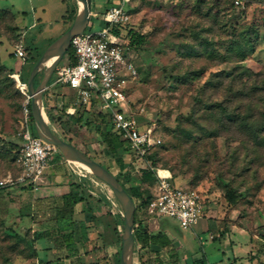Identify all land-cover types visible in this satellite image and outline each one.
Listing matches in <instances>:
<instances>
[{
	"label": "rangeland",
	"instance_id": "obj_1",
	"mask_svg": "<svg viewBox=\"0 0 264 264\" xmlns=\"http://www.w3.org/2000/svg\"><path fill=\"white\" fill-rule=\"evenodd\" d=\"M110 2L97 10H103ZM126 6L129 25L146 36L139 48L126 50L130 70H120L129 113L138 124L152 125L162 139L153 151L155 164L150 168L169 170L175 187H192L205 198L204 216L189 228L180 227L168 216L155 217L145 209L137 211L134 228L142 225L147 231L162 233L169 242L161 247L163 251L171 250L173 237L189 248L202 242L203 249L214 250L217 264H226L227 257L245 249L251 258L264 264V0H129ZM0 8L4 10L0 17L2 180L19 173L16 158L21 145L24 97L12 77L13 70L26 79L31 60L67 29L78 6L76 0H0ZM99 27L95 24L93 30ZM236 41L245 46L244 56L235 50ZM20 42L26 53L30 51L25 60L14 53ZM68 60L66 51L59 64ZM41 77L40 70L34 83ZM54 80L52 73L49 81L58 89L61 85ZM49 98L48 91H43L47 122L59 137L82 147L93 159L112 169L121 181L128 177L136 181L141 162L131 155L135 163H129L118 174L111 152L95 130L97 118L83 115L80 122L72 120L61 107H50ZM65 100L78 101L77 89L69 87ZM229 112L248 113L256 126H262L258 137L228 119ZM106 119L110 124L107 116ZM88 120L90 124L86 123L83 129L81 123ZM59 153L56 148L50 162L62 161L64 157ZM50 165L46 172H50ZM71 165L89 177L79 179V185L91 190L87 191L89 195L107 201L106 215L114 246L108 247L109 254L101 258L117 264L122 208L107 184L82 167ZM38 194V188L20 184L1 187L0 264L10 257L9 249L16 239L9 234L15 226L25 237L33 231L32 223L36 220H40L41 230H48L41 218L48 214L45 210L57 209L58 203L54 200L45 206ZM113 223L117 234L112 230ZM102 234L106 236L105 232ZM26 247V242L13 246L21 254L11 262L31 264V260L22 257ZM149 250L152 249L139 253L134 245L133 264L156 263Z\"/></svg>",
	"mask_w": 264,
	"mask_h": 264
},
{
	"label": "built area",
	"instance_id": "obj_2",
	"mask_svg": "<svg viewBox=\"0 0 264 264\" xmlns=\"http://www.w3.org/2000/svg\"><path fill=\"white\" fill-rule=\"evenodd\" d=\"M129 0H117L103 10H91L89 29L71 38L74 62L57 64L54 68V83L64 84L78 91V102L82 105L97 103L99 112L110 120L113 130L126 140L130 152L138 157L152 146L160 143V138L152 125L138 124L129 113L128 97L124 88V79L120 70L131 65L126 63L125 45L114 31V27L129 22L127 11ZM99 25V29L93 26ZM16 57L25 60L27 53L20 42L14 48ZM19 92L23 95L22 118L20 120L21 145L16 158L19 173L8 175L0 180V187L20 184L37 189L43 180L45 168L48 165L56 147L46 143L35 132L30 112V95L26 81H23L18 71L12 73ZM69 113L74 108L67 109ZM158 179V194L149 202L147 211L155 216H168L175 219L182 228H189L205 213V201L202 194L190 187H175L171 182L169 170L153 169Z\"/></svg>",
	"mask_w": 264,
	"mask_h": 264
},
{
	"label": "crops",
	"instance_id": "obj_3",
	"mask_svg": "<svg viewBox=\"0 0 264 264\" xmlns=\"http://www.w3.org/2000/svg\"><path fill=\"white\" fill-rule=\"evenodd\" d=\"M92 2L94 3L93 9L97 10L106 5L107 2H110L109 5H111L116 3L117 0H92ZM60 85L58 89H55V84L49 82L44 90H47L50 96V107H61L67 115L81 113L82 117L86 115L93 118V120L95 117L100 121V117H98L99 109L95 101L86 105H82L78 101L68 102L65 100V95L69 86ZM52 92L62 93V96ZM70 107L74 108L73 113L67 111ZM85 124L86 122L81 123L83 129H86ZM98 124L99 122L96 125ZM78 144L83 146L82 142ZM81 150L84 149L81 147ZM131 155L130 151H124L121 156L125 163L131 164L133 161ZM50 161L51 159L48 163H51L50 166L52 167L50 172L44 171L43 180L38 186V197H42L43 205L45 206L47 204L50 206L54 200H57L58 208L45 210L46 212L48 211V214L41 218L43 225L48 224L46 226L48 230L43 231L41 227H38L40 220L32 223V230L38 233L35 241V249L38 255L30 263L93 264L101 256L109 254L108 247L111 249L114 246L108 225L109 215H106L109 210L107 201H102L95 196L89 195L87 191L90 193L92 191L88 190L83 184L79 185L78 182L79 179L87 178L88 180L89 177L81 174L64 158H62V161ZM114 166L118 169L116 164ZM110 170L112 171V169ZM112 172L114 173V171ZM102 232H105L106 236ZM208 237L212 239L210 233ZM171 241V250L163 251L159 247L149 250L150 257L156 260V263L153 262L154 264H217V255L212 252L214 250L209 249L207 251L203 249L202 242L198 246L194 245L189 248L173 237ZM148 249L139 248V253H145ZM247 251L248 249H245L241 253L227 257L226 264H254V262L259 264V260L251 258ZM221 253L224 257L225 252L222 251ZM169 255L172 256L171 259L167 258ZM221 259L219 258V260ZM22 263L18 262V264ZM7 264L17 263L9 262Z\"/></svg>",
	"mask_w": 264,
	"mask_h": 264
},
{
	"label": "trees",
	"instance_id": "obj_4",
	"mask_svg": "<svg viewBox=\"0 0 264 264\" xmlns=\"http://www.w3.org/2000/svg\"><path fill=\"white\" fill-rule=\"evenodd\" d=\"M92 2V0H91ZM93 4V2H92ZM127 7V6H126ZM93 9V7H92ZM128 13L130 14L128 8ZM74 11V15H75ZM4 14V10L0 8V17ZM90 24H87L85 29L90 28ZM114 31L120 35L123 43L127 45L129 48H139L144 42H145V34L141 32H137L132 28V26L129 25V22H127L124 25L114 27ZM245 46H242L241 43L236 41L235 50L237 53H239L241 56L245 55ZM68 55H69V63H73L74 56H73V50L71 46L68 48ZM33 58L31 60V64L29 65V69L26 75V79L22 78L23 81L27 80V76L29 74V71L35 61L38 59L39 55ZM30 55V51H27V58ZM1 65V64H0ZM15 71V70H13ZM50 80V79H49ZM50 81H48L49 83ZM218 107H221V103L217 102L216 104ZM223 108V107H222ZM225 109V108H223ZM48 115H51V112H47ZM72 118V120H76L77 122H80L82 119V114H71L68 115ZM98 117H100L99 124L95 126V130L99 133L101 140L106 144V147L109 149V151L112 154V157L114 158V161L116 165L119 168L118 174H122V171L128 167V163H125L122 159V152L124 151H130V146L128 142L124 139H122L119 135V133L112 129L111 125L109 124L108 120L106 119V116L98 113ZM250 115L248 113L240 114V113H227V118L235 122L239 128H241L244 131L249 132L254 138L258 137V131L262 129V126L258 127L253 122L252 119L249 118ZM86 123L90 124V121H86ZM55 133V132H54ZM56 134V133H55ZM57 135V134H56ZM160 138V135L157 134ZM162 139L160 138L161 144ZM70 142V141H68ZM159 144L150 147L146 150V152L138 157L135 158V160H139L141 162L140 167L141 169L137 172L136 181L132 182L130 181L132 177H128L124 182L121 181L120 177L115 173V176L117 179L121 182L123 187L126 189V191L130 194L132 199L135 203V213H134V225L137 222L136 220V214L139 209H145L147 210L149 202L158 194L157 186H158V179L155 174V172L150 168L151 165L155 164V153L153 152L154 149L159 146ZM80 149V148H79ZM83 151V150H82ZM85 152V151H83ZM86 153V152H85ZM89 155L88 153H86ZM59 156L62 157L61 153H59ZM91 158H93L91 155H89ZM99 162V161H98ZM131 163H135V161H132ZM102 164V163H101ZM104 165V164H103ZM106 166V165H104ZM108 169L109 167L106 166ZM18 167V172H19ZM110 170V169H109ZM132 176V175H131ZM9 187V186H6ZM24 188V187H22ZM192 188V187H190ZM194 189V188H193ZM1 190V187H0ZM204 198V197H203ZM205 200V198H204ZM2 219H5L4 217H1ZM7 218V217H6ZM5 222V221H4ZM133 225V236H134V245L138 248H149L154 250L155 247H165L169 244L167 238L160 232L158 233H152L150 231H147V229L140 225L139 229H135ZM112 230L115 234H117V227L116 223H113ZM32 231V230H31ZM15 237V241L13 242L12 248L9 249V258L6 259L7 264L21 253L17 252L20 251L19 249L14 250L13 246L15 248L16 244L19 242H26L27 247L25 248L26 252H23V258L24 259H35L37 257V251L35 249V241L38 237V233L35 231H32L31 234L25 237L26 234H21L17 229L16 226L13 228V233L9 234ZM148 261V260H147ZM119 263V259L117 260V264ZM93 264H112L107 258H99L95 263ZM151 264H154L153 262Z\"/></svg>",
	"mask_w": 264,
	"mask_h": 264
},
{
	"label": "water",
	"instance_id": "obj_5",
	"mask_svg": "<svg viewBox=\"0 0 264 264\" xmlns=\"http://www.w3.org/2000/svg\"><path fill=\"white\" fill-rule=\"evenodd\" d=\"M76 2L78 8L71 24L44 48L29 71L26 83L30 95L31 117L36 134L46 143L54 145L67 162L77 167H82L109 186L122 208L123 216L118 264H133L134 200L111 170L54 133L47 122V116L42 106V94L51 78L55 66L68 50L71 38L82 33L90 19L92 10L91 0H76ZM40 70L42 71V77L35 84V75ZM50 117L54 118V115L51 114ZM56 118L59 119V116H56Z\"/></svg>",
	"mask_w": 264,
	"mask_h": 264
}]
</instances>
